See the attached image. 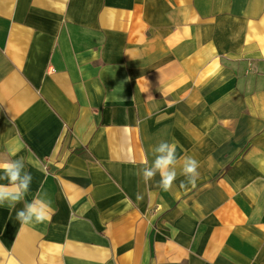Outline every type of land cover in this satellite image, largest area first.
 <instances>
[{"label":"crops","instance_id":"1","mask_svg":"<svg viewBox=\"0 0 264 264\" xmlns=\"http://www.w3.org/2000/svg\"><path fill=\"white\" fill-rule=\"evenodd\" d=\"M162 140L194 186L135 174ZM20 157L0 264H264V0H0V162ZM37 195L50 218L21 228Z\"/></svg>","mask_w":264,"mask_h":264},{"label":"clouds","instance_id":"2","mask_svg":"<svg viewBox=\"0 0 264 264\" xmlns=\"http://www.w3.org/2000/svg\"><path fill=\"white\" fill-rule=\"evenodd\" d=\"M154 160L149 166L147 163L135 174L147 184L159 174L158 187L169 191L177 179V165H181L180 174L185 177V183L195 185L199 178V161L192 156L178 157L175 146L165 140L160 141L153 148ZM0 206L7 205L14 209L16 204L24 201L32 184V174L26 170L24 157L0 162ZM137 200L142 199L140 193ZM127 199V198H126ZM50 201L35 196L31 202H25L23 208L16 212V220L21 228L30 224H41L50 218Z\"/></svg>","mask_w":264,"mask_h":264}]
</instances>
